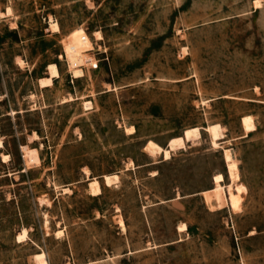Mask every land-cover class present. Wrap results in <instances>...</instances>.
<instances>
[{
	"label": "rangeland",
	"instance_id": "rangeland-1",
	"mask_svg": "<svg viewBox=\"0 0 264 264\" xmlns=\"http://www.w3.org/2000/svg\"><path fill=\"white\" fill-rule=\"evenodd\" d=\"M0 87V264H264V0H0Z\"/></svg>",
	"mask_w": 264,
	"mask_h": 264
},
{
	"label": "bare ground",
	"instance_id": "bare-ground-1",
	"mask_svg": "<svg viewBox=\"0 0 264 264\" xmlns=\"http://www.w3.org/2000/svg\"><path fill=\"white\" fill-rule=\"evenodd\" d=\"M53 27L55 29H58V25L57 24H54ZM69 57L72 60V63H73L74 67H78L79 64L82 65L83 57H81V54L79 52L70 53ZM50 69L52 70L50 77L46 78L45 80L41 79V84L43 86L51 85L52 82H54L53 79L59 76V71H58V68H57V66L55 64L50 65ZM74 72H75L76 76H79L82 73V71L79 70V69H75ZM242 123H243V127H244V130H245L246 134H248V133H250V132L255 130L254 119H253L252 115L244 116L242 118ZM206 131L211 133V135L213 137L214 144H218L217 141H218L219 137L222 135L221 134V126L219 124L212 125V126H209L208 128L206 127ZM199 135H200V129L199 128H191V129L186 130V132H185V137L188 140L191 139L193 136L198 137ZM0 146H2V142L1 141H0ZM147 149L149 151H151V154L152 153H154V154L163 153L164 156L167 157L166 160L171 157L170 150L161 147L160 145H158L157 143L153 142L152 140L148 143ZM25 151H26V155L28 156L30 162H36V161L39 160L38 159V155H37L38 153H36L35 150H31L28 147H26ZM225 158H226L227 161H231L233 159V155L231 153V150H225ZM215 177H216L215 178V182L217 184V187L215 189H213V190L207 191L205 193V196H206V198L208 200L209 196L219 195L218 199H219L220 204H218L216 206L220 207V206H223V205H228V193L221 185V182L223 181V175L219 174V175H217ZM104 178H105V181H106L107 185H110L114 181L119 180L118 174L106 175V176H104ZM90 188H91V191H92L93 195H98L102 191L100 182H99V180L97 178H94L93 180L90 181ZM228 191L230 193H233L234 190H233L232 186H230L228 188ZM212 206H215V205H212ZM120 225H121L122 229H124V231H125L126 230L125 223L122 222V223H120ZM182 229L184 231L186 230L185 225L182 226Z\"/></svg>",
	"mask_w": 264,
	"mask_h": 264
},
{
	"label": "built area",
	"instance_id": "built-area-1",
	"mask_svg": "<svg viewBox=\"0 0 264 264\" xmlns=\"http://www.w3.org/2000/svg\"><path fill=\"white\" fill-rule=\"evenodd\" d=\"M4 99H5L4 98V93H3L2 88L0 87V103H2Z\"/></svg>",
	"mask_w": 264,
	"mask_h": 264
}]
</instances>
